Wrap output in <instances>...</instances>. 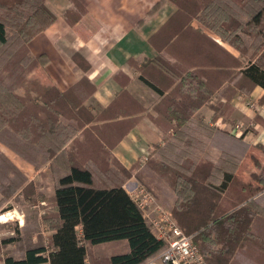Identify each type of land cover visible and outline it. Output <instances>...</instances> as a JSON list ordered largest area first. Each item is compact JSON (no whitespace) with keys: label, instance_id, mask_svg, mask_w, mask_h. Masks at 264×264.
<instances>
[{"label":"trees","instance_id":"obj_1","mask_svg":"<svg viewBox=\"0 0 264 264\" xmlns=\"http://www.w3.org/2000/svg\"><path fill=\"white\" fill-rule=\"evenodd\" d=\"M47 1L0 0V142L40 175L47 168L55 193L43 198L56 209L42 219L52 232L49 247L30 249L22 260L7 256L4 263L148 264L166 244L122 190L136 177L192 236L206 264H228V244L240 238L248 211L264 218V179L245 177L254 170V155L252 169L248 163L242 168L240 152L247 148L215 123H231L235 95L264 88V0H161L148 16L165 2L176 11L150 39L157 55L130 60L160 100L148 108L123 88L97 112L87 103L96 90L87 77L61 90L44 73L49 57L30 51L32 40L56 21ZM70 1L64 18L73 24L85 9ZM194 19L221 38L199 36ZM75 60L88 69L81 54ZM204 107L213 112L210 123L198 116ZM143 117L162 130L164 143L144 165L127 169L112 148ZM256 163L264 177V159ZM0 173L1 203L19 192L35 201V186L1 151ZM244 233L252 236L249 228ZM102 244L120 248L94 253Z\"/></svg>","mask_w":264,"mask_h":264},{"label":"crops","instance_id":"obj_2","mask_svg":"<svg viewBox=\"0 0 264 264\" xmlns=\"http://www.w3.org/2000/svg\"><path fill=\"white\" fill-rule=\"evenodd\" d=\"M78 1L84 7L85 14L70 24L64 15L73 7L72 2L48 0L47 4L56 15V21L30 43V51L34 55L46 54L49 57V63L44 69L49 83L65 90L83 77H87L96 87L93 96L87 102L95 112L108 107L123 88H127L144 106L151 108L160 100V96L134 74L130 60L140 63L157 55L150 39L171 18L176 7L165 2L154 14L148 16L150 10L161 0ZM191 23L195 30L201 31V34L197 33L199 36L205 39L221 38L198 19ZM206 23L208 25V22ZM198 35L193 36V40H197ZM227 48L231 51L229 45ZM77 53L84 57L88 69L79 66L75 60ZM231 102L235 108L231 123L218 120L215 126L230 130L231 134L240 139L247 148L245 153L240 152L243 154L242 168L248 163V169H252L249 158L254 155V170L245 171V177L250 178L254 174L255 182H261L264 179L260 172L261 164L257 165L256 162L258 160L262 163L264 159V88L256 86L249 95L237 94ZM251 103L253 107H250ZM198 116H203L210 123L213 112L204 107L198 112ZM163 143L162 130L151 119L143 117L116 143L112 152L120 164L130 169L144 165L154 151V146ZM228 144L229 142H226L224 147ZM0 151L28 178V183L35 186V201L40 194L43 196L44 191L46 197L54 195V180L51 175L45 173L47 168H44L40 175L32 164L1 143ZM133 179L130 180L132 185L135 183ZM128 188L124 186L122 190L127 197H131V192L135 189L133 187L129 191ZM27 197L23 192H19L1 203L0 193V213L7 205L13 203L10 207L14 209L10 211L20 215L22 220L18 224L0 221V249L6 253V255L1 253L0 264H5L4 259L7 256L22 260L30 249L49 247V236L52 232L46 230L42 219L45 213L55 212L56 209L51 205L50 209L37 210V206H34ZM262 197L261 204L263 202L264 206V195ZM45 201L46 205H49V202ZM156 201L159 202L157 199ZM245 218L246 225L239 230L240 238L237 242L228 244L232 250L228 264H264V218L257 211L250 210ZM248 228L252 236H245L244 231ZM111 247L112 244H102L93 248L94 253L104 254L106 253L104 249L109 250ZM87 264L90 263L87 261Z\"/></svg>","mask_w":264,"mask_h":264},{"label":"built area","instance_id":"obj_3","mask_svg":"<svg viewBox=\"0 0 264 264\" xmlns=\"http://www.w3.org/2000/svg\"><path fill=\"white\" fill-rule=\"evenodd\" d=\"M131 194L154 235L166 244V249L148 264H206L192 236L184 234L171 213L157 204L152 193L138 186ZM9 218V213L0 215V221Z\"/></svg>","mask_w":264,"mask_h":264},{"label":"rangeland","instance_id":"obj_4","mask_svg":"<svg viewBox=\"0 0 264 264\" xmlns=\"http://www.w3.org/2000/svg\"><path fill=\"white\" fill-rule=\"evenodd\" d=\"M208 108V107H207ZM212 111V110H211ZM80 136H81V134H80ZM1 143V142H0ZM3 146H5L7 149H9L10 151H12V152H14L12 149H10L9 147H7L6 145H4L3 143H1ZM15 153V152H14ZM16 154V153H15ZM16 155H18V154H16ZM19 156V155H18ZM8 158V157H7ZM22 158V157H21ZM10 160V159H9ZM17 168V167H16ZM18 169V168H17ZM19 170V169H18ZM139 170V169H138ZM20 171V170H19ZM45 172V171H44ZM136 172V171H135ZM6 174H8V172H6ZM135 174V173H134ZM46 175V174H45ZM48 175H50V174H48ZM52 176V175H51ZM1 177H3V175H2V173H0V178ZM46 177V176H45ZM134 179H133V181L135 182L133 185L132 184H130V180L131 179H129V180H127L124 184H123V187L124 186H126L128 189H129V191L131 190V188H133L134 187V189H136L137 188V186H139V187H143V188H145L146 190H148L149 188L148 187H146L145 185H143L140 181H138V179L136 178V177H133ZM54 180V179H53ZM0 181H1V179H0ZM157 181H159V179H157ZM156 182V181H155ZM54 185H55V182H54ZM130 185H132L131 187H130ZM159 186H161V187H164V188H167V187H165L166 185L165 184H159ZM149 191V190H148ZM150 192V191H149ZM49 193H50V190H49ZM150 193H152V192H150ZM42 194H43V196L40 194V196H38V200H36V201H34V202H32V204H34V206H37V210H41V211H44V210H46L47 208H51V204L49 203V205H46V201H45V199L43 198V197H46L45 195V191L44 192H42ZM11 205L13 204V203H10ZM159 206H161L163 209H165V210H168L169 211V208L166 206H164V205H162L161 203L159 204V202L157 203ZM11 205H7V207L4 209V211L3 212H1L0 213V215H2V214H7V213H9L10 215H11V218H9L8 220H7V222L8 221H10V222H16L17 224L19 223V222H22V220H20V215H17L15 212H13V211H10V210H13L14 208H11L10 206ZM10 207V208H9ZM22 216V215H21ZM13 220V221H12ZM2 221V220H1ZM120 247H118V246H113V247H111V249H104V251L107 253V254H109L110 252H112L113 250H116V249H119ZM1 253L3 254V255H6V253H4L3 251H2V249H0V255H1Z\"/></svg>","mask_w":264,"mask_h":264}]
</instances>
